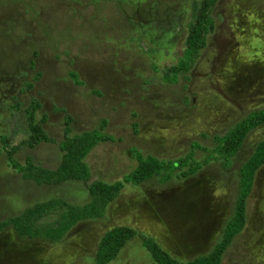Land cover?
Returning a JSON list of instances; mask_svg holds the SVG:
<instances>
[{"label": "rangeland", "instance_id": "1", "mask_svg": "<svg viewBox=\"0 0 264 264\" xmlns=\"http://www.w3.org/2000/svg\"><path fill=\"white\" fill-rule=\"evenodd\" d=\"M234 3L243 13L244 28L255 37L248 40L243 52L228 57L231 64L225 83L244 111L228 107L215 94L203 96L190 81L193 49L186 43L180 51L182 40L177 52L171 53L178 39L168 42L166 32L160 39L145 24L150 19L145 11L152 6L159 10L152 12L167 29L171 28L167 11L175 12L185 24L189 0H141L139 4L137 0H0V41L9 44L4 55L28 62L39 52L46 77L48 74L65 95L60 103L73 117L71 135L101 129L112 138L88 154L91 178L87 184L70 182L33 189L20 174L15 177L20 170L9 169L7 165H13L0 156V210L6 206L14 210L0 211V221L22 212L16 211L19 208L52 197L77 205L87 203L91 199L87 185L99 180L114 184L132 172L137 164L131 157L135 148L164 160L181 159L197 150L200 162L207 163L195 177L181 183L126 185L107 206L103 218L80 222L60 243L22 239L12 229L0 232V264H98L97 239L104 230L119 225L153 236L183 261L212 250L233 214L242 164L237 162L229 169V162L213 161L215 142L239 123H248L258 111L264 112V40L260 38L264 34V0ZM138 7L140 17L134 15ZM167 66L185 69V76L170 84L174 77L164 73ZM72 73L82 83L75 82ZM39 117H43L41 113ZM62 122L61 115L50 118L56 126L46 128H51L53 138L63 139ZM26 127L19 119L12 122L17 130ZM263 141L264 125L250 132L241 160ZM46 149L54 161L44 165L56 168L62 158L59 146L50 144L37 156L43 157ZM25 191L27 197H22ZM35 191L37 197L30 194ZM247 214V226L222 264H264V166L257 173ZM109 264L155 262L138 236Z\"/></svg>", "mask_w": 264, "mask_h": 264}, {"label": "trees", "instance_id": "2", "mask_svg": "<svg viewBox=\"0 0 264 264\" xmlns=\"http://www.w3.org/2000/svg\"><path fill=\"white\" fill-rule=\"evenodd\" d=\"M206 18L207 14L199 12L190 28L187 48L194 51L189 60L190 67L198 57L200 48L205 44L202 33L206 28L203 22ZM164 73L173 76L174 79L169 83L175 84L181 76H185V69L177 68V66L171 69L167 67ZM72 77L78 83L80 82L76 74H72ZM262 125H264V112L258 111L255 116L248 119V123L241 122L226 134L220 135L219 140L215 142L216 147L212 148L214 150L213 161L229 162V169L237 162H242V164L238 171V193L233 214L209 253L183 261L166 251L153 236L139 233L130 226H119L102 237L97 251L98 264H109L117 259L126 245L138 236L142 238L145 249L155 264H222L236 237L247 226L249 200L254 190L257 173L264 166V141L245 160L242 161L241 156L250 132ZM105 127L106 121L101 125L102 129ZM31 129L40 139L46 138L41 123L34 124ZM110 139L112 138L104 134L101 129L67 137L63 144L64 156L60 167L56 171L39 169L38 180L53 183L75 180L88 183L91 171L86 158L97 144ZM133 151L131 157L136 160L137 164L132 172L123 181L114 184H107L100 180L89 184L91 199L86 205H70L65 201L55 199L36 205L34 207L36 211H23L21 215L6 223L13 224L22 239L58 242L80 222L103 218L107 206L121 194L126 185L140 186L153 181L160 185L177 184L195 177L207 166L206 162L202 163L197 158V150L177 160L147 156L137 148ZM64 208L69 211H48ZM6 223H0V232Z\"/></svg>", "mask_w": 264, "mask_h": 264}, {"label": "flooded vegetation", "instance_id": "3", "mask_svg": "<svg viewBox=\"0 0 264 264\" xmlns=\"http://www.w3.org/2000/svg\"><path fill=\"white\" fill-rule=\"evenodd\" d=\"M140 2L141 0H137L138 4ZM189 3L190 6L184 9V13H187L186 19L188 20L185 24L180 20V17H178L175 12L167 11L165 16H167L171 22V28L167 29L162 26L164 21L159 20L153 14V10H155V12L159 11L156 10L154 6L145 11V14L147 13L150 16V19L145 21V24L149 26L150 30H154L155 34L160 39L165 36V34H163L164 32L169 33L168 42H173L174 39H178L179 43L173 45L174 48H171L173 50L171 53H174L177 52L182 40L184 47H181L179 50L182 51L185 49L190 34V28L192 23L195 22L196 15L199 12L207 14L206 19H209V22L206 23V28L202 33V36L205 39V44L200 48L198 57L192 65L190 78L191 85L192 83H196L203 96L215 94L218 98H220V100L228 105V107L244 111L237 98L230 93L229 85H226L225 83L227 70L231 64V60H229L228 57L233 53L243 52L247 43L252 38H255L251 37L249 34L250 32L248 33L247 29L244 28L245 24L243 22L242 11L234 3V0H213L210 4L209 0H194V2L193 0H189ZM134 15L140 17V7L135 10ZM132 23H134V20ZM142 27H144V25H142ZM185 31H187V37L183 38ZM149 32L153 34V31ZM25 37L29 38L27 36ZM260 38L264 40V34H262V37ZM6 42L7 41L5 40L0 41V148H2L0 149V156L6 157L8 164L10 163L13 165V168L7 165L9 169L14 172L16 170H20L19 172H15L14 176L17 177V175L20 174L24 181L26 180L31 183L33 189L38 188L40 185H64L70 182H81L67 180L60 183H53L38 180L40 173L39 169L56 171L60 167L64 156L63 144L67 137L75 136L71 135L70 127L73 122V117L68 114V107L63 106L60 103L65 99L64 93L57 88L56 83L48 76V74L46 77V72L42 69L38 60L39 52L33 53L28 62H24L20 59L17 60V57L16 59H12L10 54L4 55V48L6 49V47L9 46ZM79 81L82 83L81 80ZM75 82L77 81L75 80ZM191 85H189V90L191 89ZM54 90L56 91L55 94L53 93ZM192 101H195V99ZM40 113L43 116L42 118L39 117ZM56 115H61V117H63V122L61 123L62 127L60 128V130H62V133L60 134L63 138L62 140H59V138H53L50 132L51 128H46L47 125H51L52 127L56 126L50 123V118ZM16 119L21 120L22 123L27 125L25 130L12 128V122L14 120L16 121ZM39 123H41V126L46 134V138L44 139H40L31 129L34 124ZM84 133L85 132L81 134ZM19 135H23V137L18 141V143H12ZM50 144L58 145L60 152L62 153L61 162L56 168H49V166L44 165L54 161L51 157V152L47 149V151L44 152L43 157L37 156L39 150L49 146ZM16 157L19 158V160ZM14 165L18 166L17 169ZM8 180L10 179L8 178ZM26 193L27 192L25 191L22 197H24ZM30 194L35 197L38 192H30ZM89 195L91 197L90 191ZM55 199L65 201L70 205H77L71 203L63 197L57 196L34 203L21 209L19 208L16 211H36L34 209L36 205ZM16 201L17 200H14L10 203L13 204ZM87 203L83 205H86ZM0 211L14 210L12 207L6 206ZM48 211H69V209H53ZM22 212L16 215L8 216L1 220L0 223H6L10 219L21 215ZM119 226L104 230L100 238L97 239L95 243V245L97 244V251L102 237L108 231ZM132 228L136 229L134 227ZM8 229L16 231L13 224L6 223L2 227L1 232ZM71 230L63 237V239L54 243L65 241L67 236H69V233H71ZM137 231L139 233H144L139 230Z\"/></svg>", "mask_w": 264, "mask_h": 264}]
</instances>
